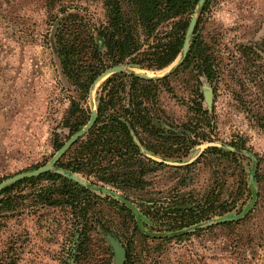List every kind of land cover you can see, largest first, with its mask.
Wrapping results in <instances>:
<instances>
[{"label": "rangeland", "instance_id": "obj_1", "mask_svg": "<svg viewBox=\"0 0 264 264\" xmlns=\"http://www.w3.org/2000/svg\"><path fill=\"white\" fill-rule=\"evenodd\" d=\"M63 6L92 27L105 20V0H0V182L52 160L58 151L55 141L64 144L74 134L66 123L72 98L86 110L97 108L106 78L96 84L93 97L89 93L83 100L62 72L57 23L50 17ZM195 13L202 20L191 41L202 34L225 58L222 78L215 88L197 69L175 67L178 59L160 71L125 65L128 73L171 70L154 79L155 96L146 104L167 134L188 140L159 143L150 136L146 140L157 145L155 152L137 138L148 157L179 163H150L153 170L143 186L119 187L94 174H73L102 197L92 210L95 228L81 264H125L129 244L136 264H264V0H210ZM207 87L213 90L211 107ZM205 143L218 145L201 151ZM51 183L41 179L11 191L16 207L2 210L9 216L0 217V264H69L76 257L80 237L74 253L75 234L84 222L72 216L63 197L57 196L53 205L23 197ZM209 195L216 208L202 213ZM123 199L137 208L138 216L128 214L124 207L131 208ZM187 204L200 211L198 221L172 227L186 219L187 210L177 218L166 211ZM224 217L234 219L218 221ZM135 226L141 233L134 232ZM111 232L124 247L110 243Z\"/></svg>", "mask_w": 264, "mask_h": 264}, {"label": "trees", "instance_id": "obj_2", "mask_svg": "<svg viewBox=\"0 0 264 264\" xmlns=\"http://www.w3.org/2000/svg\"><path fill=\"white\" fill-rule=\"evenodd\" d=\"M209 1L199 6V0H105V20L95 27L80 13L63 6L50 17L53 24L57 23L54 37L62 72L80 91V98L87 100L96 79L112 66L133 65L153 71L163 70L179 58L195 10L200 7L204 11ZM60 12L67 14L59 18ZM201 20L202 16L198 18L194 32ZM224 60L202 34H196L181 67L197 69V74L206 76L216 88L222 78ZM157 83L125 71L106 78L99 91L98 118L93 128L63 156L54 170L22 179L0 191V217L9 216L2 210L16 207L11 195L15 187L41 179L51 180V184L23 197L35 196L40 203L48 205L58 202L54 201L57 196L63 197V203L70 207L72 216L84 222L75 257L81 264L88 255V242L95 228L92 210L102 197L92 185L75 180L73 174H94L98 180L119 187L143 186L147 183L145 176L153 170L150 163L159 165L164 162L145 155L136 139L139 138L145 148L155 152L158 151L157 145L146 140L150 136L160 139L159 143L173 139L174 143L183 144L188 140L172 131L173 135L167 134L168 129L159 120V124L153 121L146 101L155 96L151 95L152 85ZM68 112L66 123L73 134L89 121L92 110H86L74 97ZM141 132L147 133L148 137H142ZM62 145L59 139L55 141L57 150ZM215 202L216 199L209 195L203 203L202 213L216 208ZM221 206L225 208L224 203ZM124 208L133 216L131 209ZM185 210L186 219L179 224L178 221L172 223V227L198 221L196 217L200 211L192 204L171 205L166 212L177 218L176 215ZM79 230L77 227L73 235ZM134 232L141 233L138 226L134 227ZM126 250L125 264H136L130 244Z\"/></svg>", "mask_w": 264, "mask_h": 264}, {"label": "water", "instance_id": "obj_3", "mask_svg": "<svg viewBox=\"0 0 264 264\" xmlns=\"http://www.w3.org/2000/svg\"><path fill=\"white\" fill-rule=\"evenodd\" d=\"M207 0H199V6H203L205 4ZM198 9H200V7H198ZM197 13V12H196ZM193 14L192 19L190 21L189 27L187 29V33H186V38H185V42L183 45V51L181 53V55L178 58V61L175 64V67L180 66L183 61L185 60L190 46H191V37L192 34L195 30L196 24H197V20H198V15L197 14ZM123 71H127V67L125 65H115L112 66L110 68H108L107 70H105L95 81L91 91H90V96L93 97L94 95V89L96 87V84L98 82H100L101 80H103L104 78L109 77L110 75L117 73V72H123ZM134 72L137 76L143 78V79H148V80H154V79H160L161 77H164L166 74H169L171 72L168 71L166 74H160V75H153L150 73H146V72H137V71H132ZM206 101L209 107H211L212 102H213V90L210 87L206 88ZM98 118V111L97 108H94L92 110L91 113V117L89 119V121L86 123V125L84 127H82L80 130H78L76 133H74L59 149L58 151L55 153V155L53 156L52 160L48 163H46L45 165L34 169V170H30V171H26V172H21L18 174H15L11 177H8L7 179L3 180L0 182V191H2L5 187L20 181L22 179L28 178V177H35L38 175H41L43 173H46L48 171H52L56 168V165L58 164V162L63 158V156L71 149V147L82 137H84L95 125L96 121ZM137 142H139L138 139H136ZM213 145H218V144H214V143H205L202 144L200 146L201 151L203 149H206L209 146H213ZM153 159L160 161V162H164V163H168V164H179L178 162H173V161H168V160H164L162 158H159L157 156L154 155H150ZM255 192V189H253ZM124 203L126 205H128L131 210L138 216L139 212L137 211V208L127 199H123ZM234 217H224L221 219H218V221H229V220H233ZM81 233L78 232L75 234V239H74V243H73V252L75 253L76 251V247H77V242L79 241V237H80ZM107 236L109 237L110 243L112 245H118V246H123L122 242L120 241L119 237L116 235V233L111 232L108 233ZM69 264H75V257L73 256L71 259H69ZM113 264H118L117 260H114Z\"/></svg>", "mask_w": 264, "mask_h": 264}]
</instances>
